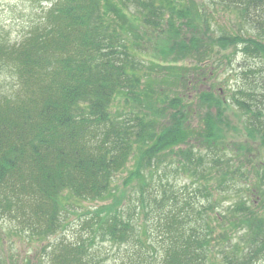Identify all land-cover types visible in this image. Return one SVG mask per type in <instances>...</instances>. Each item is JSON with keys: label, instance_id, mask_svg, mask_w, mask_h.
<instances>
[{"label": "trees", "instance_id": "16d2710c", "mask_svg": "<svg viewBox=\"0 0 264 264\" xmlns=\"http://www.w3.org/2000/svg\"><path fill=\"white\" fill-rule=\"evenodd\" d=\"M36 1L49 4L40 24L19 44L0 47V71L10 65L14 76L9 90L0 87V220L43 241L67 227L68 213L84 216L78 238L46 244L48 264H99L97 238L132 251L116 264H213L216 225L224 229L220 264L263 257L264 215L250 196H264V158L254 166L240 155L251 148L229 147L225 110L233 99L249 134L264 145V101L260 106L252 86L264 66V0ZM221 3L242 22L233 34L214 35L210 27L206 7ZM148 45L157 61L144 56ZM230 48L262 60L244 70L251 89L230 99L198 89L189 100L188 75L197 76L193 86L210 76L216 56ZM181 60L189 67L164 63ZM129 160L124 184L137 189L125 202L113 184ZM173 173L189 179L191 195L189 184L175 187ZM240 178L245 184L238 186ZM215 185L244 196L200 216L211 209ZM109 198L93 208L82 204Z\"/></svg>", "mask_w": 264, "mask_h": 264}, {"label": "rangeland", "instance_id": "374dc122", "mask_svg": "<svg viewBox=\"0 0 264 264\" xmlns=\"http://www.w3.org/2000/svg\"><path fill=\"white\" fill-rule=\"evenodd\" d=\"M199 1L203 2V0ZM48 5L49 4L45 1L36 0H0V47L9 49L12 45L19 44L21 41H23L24 38L28 36L29 32L34 30L35 26L40 24V21H42V17L45 15L44 13L46 8L49 7ZM222 5L223 4L221 3V5H215L216 7H206V11H210L214 18L210 20L207 17L208 21L211 24L210 27L215 31L214 35H219L220 33L224 32L233 34L238 31V28H240V23H242L234 10H230ZM202 11L205 12L204 10ZM243 24L244 27H247V23L243 22ZM150 48V45L145 48V51H147V53H145L144 56L150 61H157L158 59L155 55H153V53H151L152 51ZM164 63L170 64L172 66L186 64L189 67L190 65V62L188 60H181L178 63L165 61ZM261 65H263V62L260 58L244 54L239 50H235V52L232 53V48L226 51L222 50L221 53L216 56L212 63L213 73L210 76L205 75L203 79L200 77L197 83L193 86L190 80L196 78L197 76H190L189 80L188 75L189 83L185 87V91L188 92V99L190 100L191 95L194 92L198 91V89L208 91L211 90L215 93L214 96L220 94L223 97H227L228 99H230V95L236 90L238 91V89H251L249 83H247L250 78V74L248 72V74L245 75L244 70L250 68H260ZM261 68L262 70L260 72H255L254 74H252L256 81L255 83H252V86L257 93L256 95L260 106L262 105L261 101H264V83L260 81L262 79L261 77L264 75V66H262ZM10 69V65H5L0 71V87L4 88V90H9V88L13 86L14 76L12 75ZM154 73L159 78V75H165L166 71ZM200 76L202 75L200 74ZM169 77V80H175L173 75H170ZM169 94L172 95L171 92H169ZM234 97L242 99L243 95L237 93ZM233 102L234 101L232 99V104H230L229 106L227 105L225 110V115L228 118L230 127L229 131L228 129L226 130V133L229 135L228 145L229 147H231V149H234L235 146H239V142H242L243 148L245 146L251 148L250 152H252V154L246 152L247 150L245 149V151L241 149L240 155L242 157L249 156L251 163L255 166L256 163H260L259 161L264 158V145H260V137H258L257 135H253L254 133L249 134L247 128L245 127V116L237 109L235 102L234 104ZM194 113L195 114L193 115L191 111L192 121L193 123H196L197 116L196 112ZM131 163L132 160H129V162H127L126 164V168L116 174L113 184L114 193L123 194L122 199L125 202L129 199L133 200V192L137 189L132 184H124V179L126 177L128 169L131 167ZM152 175V179L154 177L155 181L158 180V175H161V170H159L158 168L157 172L153 171ZM170 179L174 181V185L177 189H182V186L184 184H189L185 193L186 195L192 194L193 188L191 186L193 185L189 182V179L185 175H182L180 173H173ZM161 180H163V178ZM257 183L258 182L255 180L252 182V185H256ZM242 184L244 185L245 183L240 178L238 186H241ZM209 191L213 192L215 200H213L209 205L211 209L206 208V210H202L199 212L200 216H205V211H208L207 213H210L211 215H213V212L217 213L219 211H222L226 204L231 201L238 200L241 198V196H244L241 191H236V189H230L229 191L221 193L218 189V186L216 185L213 188L210 187ZM182 195H184L183 192L178 194V196ZM197 198L204 199L202 196ZM250 200H255L254 208L264 215V209L262 207L264 196H259L257 193H255L250 196ZM109 201L110 198L103 201H84L82 204L84 205V208L88 209L103 203H107ZM191 202L193 204V198ZM202 203L205 204V201H200L199 204H196L198 206ZM78 218H80L81 220L84 218V216L68 213L67 227L62 231H57L56 233L48 236L43 241L39 239L35 240L34 238L29 237L27 234H23L22 231L17 232L15 226L18 224L15 221L5 218L2 219V221L0 220V264H48L49 260L47 259L44 251V249L46 250L47 248L46 244L49 245L50 243L57 241L58 238L72 240L78 238L79 235L84 232V230H82L80 227V220ZM154 224L155 223L151 221V225H149V228L151 230L154 246L158 250H160L163 242L159 238V229L155 228ZM221 231H224V229L216 225L217 233H215V235L218 242L215 244V241H211L212 245H214L212 246L214 248L211 258L213 264H220L221 261V255L218 252V249L224 248V240L221 241V239L219 238V233ZM146 238L147 237H145V239ZM96 241H100V243H98L99 250L96 251V254L100 258L99 264H116L120 262L122 258L126 260L127 257H130V253L132 252L129 249H124L123 246H112V244L105 240H99L97 238ZM233 241H236V238H233ZM231 248L232 247H230L229 250ZM234 248L235 247H233V249ZM136 249L137 248H135V251ZM155 254L157 253L155 252ZM133 256L135 257V255ZM26 259H30V263H27ZM156 261L157 260H155V263ZM251 264H264V256L253 261V263Z\"/></svg>", "mask_w": 264, "mask_h": 264}]
</instances>
